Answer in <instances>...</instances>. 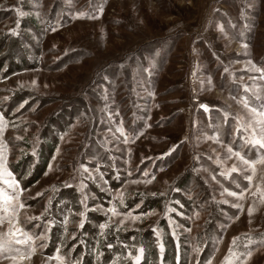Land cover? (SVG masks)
Here are the masks:
<instances>
[{"label": "rangeland", "instance_id": "rangeland-1", "mask_svg": "<svg viewBox=\"0 0 264 264\" xmlns=\"http://www.w3.org/2000/svg\"><path fill=\"white\" fill-rule=\"evenodd\" d=\"M0 264H264V0H0Z\"/></svg>", "mask_w": 264, "mask_h": 264}, {"label": "snow or ice", "instance_id": "snow-or-ice-1", "mask_svg": "<svg viewBox=\"0 0 264 264\" xmlns=\"http://www.w3.org/2000/svg\"><path fill=\"white\" fill-rule=\"evenodd\" d=\"M245 163H247V161H245ZM253 167H254V165H253ZM22 207V206H21Z\"/></svg>", "mask_w": 264, "mask_h": 264}]
</instances>
